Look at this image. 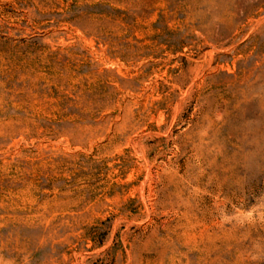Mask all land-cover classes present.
<instances>
[{
	"label": "rangeland",
	"instance_id": "374dc122",
	"mask_svg": "<svg viewBox=\"0 0 264 264\" xmlns=\"http://www.w3.org/2000/svg\"><path fill=\"white\" fill-rule=\"evenodd\" d=\"M0 264H264V0H0Z\"/></svg>",
	"mask_w": 264,
	"mask_h": 264
}]
</instances>
